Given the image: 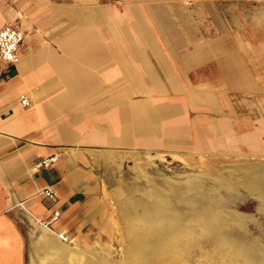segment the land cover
I'll use <instances>...</instances> for the list:
<instances>
[{"label":"crops","instance_id":"1","mask_svg":"<svg viewBox=\"0 0 264 264\" xmlns=\"http://www.w3.org/2000/svg\"><path fill=\"white\" fill-rule=\"evenodd\" d=\"M201 1L0 0V27L23 35L19 61L0 59V264H63L62 235L92 215L122 156L237 138L221 91L206 88L217 81L190 78L205 47L181 23Z\"/></svg>","mask_w":264,"mask_h":264},{"label":"rangeland","instance_id":"2","mask_svg":"<svg viewBox=\"0 0 264 264\" xmlns=\"http://www.w3.org/2000/svg\"><path fill=\"white\" fill-rule=\"evenodd\" d=\"M190 14L184 35L205 47L191 81H217L206 88L237 138L122 156L92 215L62 235L63 264H264V0H203Z\"/></svg>","mask_w":264,"mask_h":264},{"label":"built area","instance_id":"3","mask_svg":"<svg viewBox=\"0 0 264 264\" xmlns=\"http://www.w3.org/2000/svg\"><path fill=\"white\" fill-rule=\"evenodd\" d=\"M23 35L21 31L11 24H7L0 27V59L3 63L14 64L19 61V47L22 42ZM21 104L28 105L29 101L21 97ZM56 160V155H51L41 159L36 163L38 168L48 167ZM45 197L52 201L57 200L56 192L51 187H45L42 190ZM59 217V211L54 210L51 215V220H57ZM66 240L67 236H63Z\"/></svg>","mask_w":264,"mask_h":264},{"label":"bare ground","instance_id":"4","mask_svg":"<svg viewBox=\"0 0 264 264\" xmlns=\"http://www.w3.org/2000/svg\"><path fill=\"white\" fill-rule=\"evenodd\" d=\"M147 232H148V231H147ZM170 240H171V239H170ZM142 247H143V245H142ZM142 247H141V248H142ZM139 252H140V251H139Z\"/></svg>","mask_w":264,"mask_h":264}]
</instances>
